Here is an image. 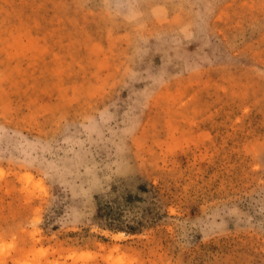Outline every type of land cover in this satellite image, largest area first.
Segmentation results:
<instances>
[{
	"label": "rangeland",
	"instance_id": "374dc122",
	"mask_svg": "<svg viewBox=\"0 0 264 264\" xmlns=\"http://www.w3.org/2000/svg\"><path fill=\"white\" fill-rule=\"evenodd\" d=\"M0 264H264V0H0Z\"/></svg>",
	"mask_w": 264,
	"mask_h": 264
}]
</instances>
